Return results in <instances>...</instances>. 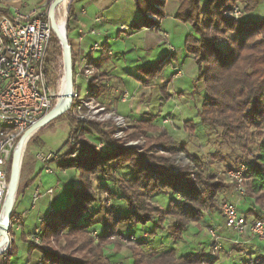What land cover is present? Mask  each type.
<instances>
[{
    "label": "trees",
    "instance_id": "obj_1",
    "mask_svg": "<svg viewBox=\"0 0 264 264\" xmlns=\"http://www.w3.org/2000/svg\"><path fill=\"white\" fill-rule=\"evenodd\" d=\"M177 1L179 8L176 17L188 23L192 29V34L186 38L185 48L197 63V81L203 80L205 84L207 96L198 110L200 121L217 131L225 142H252L256 145V151L252 152L253 158L246 159L248 168L245 172L247 195L254 203L244 212L247 217L264 218L259 211L264 209V18L256 20L247 16L237 20L224 15L237 1L245 4V12L250 15L258 7L259 0ZM157 2L160 1H136L141 14L137 27L144 24L158 25L147 16L149 12L164 16L162 11L154 9ZM4 12L10 13L8 9ZM74 14L73 3L67 20L68 34L72 29ZM49 47L53 51L47 53V73L49 63L54 58V50L59 51L54 33ZM75 59L73 54L74 64ZM149 70L153 72L151 77L158 73L157 69ZM67 113L70 110L64 115H69ZM155 119L142 118L134 123L133 130L124 140L113 136L115 127L106 129L102 123L90 121V129H79L82 124L69 119V134L75 135L79 129L82 145L78 148L67 138L66 144H70L68 150H77V155L71 157L70 151H66L65 158L51 160L49 164L56 163L63 170L76 169L80 187L70 190L67 206L49 213L48 219L42 222L41 237L50 244L51 238L59 240L64 235L66 243L61 248L67 251L63 255L50 245L40 247L42 264H113L102 246L109 242L110 236L117 232L121 224L142 227L152 223V236L166 230L173 240L184 241L185 231L192 223L199 222L203 211L217 208L216 198L222 190L230 187L229 184L207 175L203 157L192 152L186 142L177 141L165 127L156 126ZM184 128L193 133L196 124L190 120ZM93 132L103 138L105 149L97 148L93 140L85 138L87 134L93 135ZM138 139L144 140L145 144L125 145L126 140ZM180 151L188 159L185 164H182L178 155ZM11 165L12 161L9 173ZM127 165L132 170L131 177L118 176L116 168ZM43 170L44 167L39 173ZM102 179H108L120 191L128 211L121 214L110 208L98 244L94 245L95 238L91 236V230L97 224L99 211L92 213L91 207L99 199L95 183L100 187V194L108 190ZM24 184L19 187L18 194H21ZM169 193L174 194V197H170L166 206L152 200L157 195L169 197ZM15 214L18 213L14 208L12 216ZM22 239L30 243L31 252L33 241L25 234ZM132 251V264H204L206 259L212 260L205 253L188 252L176 257L173 249L155 252L152 258L144 257L141 249ZM75 252L82 255L78 256ZM14 254L15 250L9 252L8 260L3 264H10ZM262 259L258 257L252 264H262Z\"/></svg>",
    "mask_w": 264,
    "mask_h": 264
},
{
    "label": "rangeland",
    "instance_id": "obj_2",
    "mask_svg": "<svg viewBox=\"0 0 264 264\" xmlns=\"http://www.w3.org/2000/svg\"><path fill=\"white\" fill-rule=\"evenodd\" d=\"M76 1L77 0H65L64 3L62 2L63 4L61 3V7L59 6L61 8V13L66 11V20H68L69 18V10L72 4L74 3L75 5ZM159 1L160 2L154 4V9L156 11H162L164 13V8L161 2H164L165 0ZM51 2L52 0H28V4L31 8L34 6L39 7L43 5V3L50 5ZM59 7L57 11L59 10ZM236 10L241 13L239 18L235 17ZM224 15L226 17L235 18L237 20H243L247 16H251L256 20L262 19L264 18V0H259L258 7L250 15L246 14L245 4L241 1H237L231 8H228L225 11ZM147 16L149 19L157 22V26H150L155 30L158 28L162 18L164 17L160 16L159 13L156 12H149ZM74 19L75 16L73 18V21ZM96 19H98L96 20L97 22H101L102 20L101 17H97ZM67 23L68 22H66L65 29L67 30L66 33L68 34ZM79 31V37L82 35L84 37V32L82 30ZM90 31L91 29L89 30V32ZM96 34H99L98 30ZM68 35L69 43L72 46V54H74L76 58L74 70L75 66L77 65L78 68L80 67L81 71V75H79V77L76 76V71L74 72L73 76L75 89L77 90L79 96L76 98V100L73 99V102L71 104V106L73 105L72 108L70 107L67 110H70V113H67L69 115H64L66 113L65 112L60 116L52 119L47 125L35 132L28 140L27 146L23 153L19 187L24 184L30 174H37V172L41 168L44 167L45 170V167L49 165L53 172L46 173L43 170L42 173H44L43 177H46L44 181V190L46 191L50 187H53L55 190V193L52 196L53 200V198L60 192L58 186L60 188L62 185V183L60 182L62 181L61 179L67 180L68 178H71V176L69 177L70 174L68 175L67 173H65V176H63V170L60 169L56 165V163L49 164V161L51 160L58 161L65 158L64 154L66 153V151H70L68 150L70 148V144H66L67 138H70L71 143L80 148V145H82V143L80 142L81 139L79 137V129H90L89 122L97 121L102 123V126L106 129L115 127L113 136L118 140H124L127 137L128 133L133 130L132 125L140 120L137 119L140 114L142 118L156 117V120H154V124L156 126L165 127L167 130H172L175 134L174 138L177 141L186 142L188 148L192 152L197 153L198 155L203 157L206 164L204 171L207 175H212L215 180H222L225 184H229L230 187L222 190L218 194L216 198L218 203L217 208L211 211L204 210L203 217L199 220L200 223H192L188 230L185 231L184 241L173 240L166 230L159 231L156 236H152L150 234V231L153 229L152 223L142 227L141 225L127 226V224H121L117 228V232L110 236L109 242L107 244L102 246L99 243L100 246H102L104 253L108 256L109 260L113 264H132V249H141L144 257L147 258H152L155 252H166L170 249H173L174 255L176 257H180L188 252L205 253L212 260L206 259V262L204 264H210V261L213 262L212 264H252L258 257L263 258L262 264H264V230L263 234H257L252 231L251 228L243 232H240L237 229L228 228L226 226L222 208L225 202H234L235 204H237L239 209L243 213H245L244 211L247 209V207H251L252 203H254L253 199H250V197L247 195L248 193L246 178L243 182H240V175H238V172L239 170H241L243 165H248L246 159L253 158L252 152L256 151V145L252 142H225L219 137L217 131L203 125L200 121V118V122L196 126L195 132L191 133L184 128V124L187 121H194L196 120V117H199L198 110L204 101L202 99H205L207 96L203 80L197 81L196 77L194 81L191 79H183L182 83H179V90L183 92L186 98L189 97L191 100V103L189 105H187L186 102L182 100V98H184V96L182 95L180 100L176 99V101L174 100L168 102L165 106H163L161 109V113L160 108L158 109L157 107V102H160V99L164 98L165 94L163 95V93H158V91L155 93V108L151 107L152 103L154 102L150 101L152 93L150 95L141 94L138 97L136 96V106L134 107L135 111L140 107V110L138 109L139 112H132L135 118L127 117L125 116L124 112H120L119 106L124 105L127 108V103L131 98V94L126 92L125 88H122L116 89V94H113L109 98L97 97L96 93L98 92L99 85L102 82H105L106 78L100 71L95 60L94 62H92V70H89L87 66L82 63V61H79L85 58L90 59L87 56V52L89 51V48L91 46H89L85 50L77 51L75 31H72L71 29ZM54 39L58 42L59 51L56 52L57 49L54 50V58L48 66V75L51 87H53L56 92L54 99V103H56L60 81L62 78L61 75H63L65 68L62 45L59 38L55 34ZM79 41H83V39ZM94 42L95 41H93L92 44ZM97 42L99 43V46L97 48H94L93 50H90V56H92V54L98 50L106 51L109 54L112 53L109 51V48L103 46L100 41L97 40ZM51 47H49V50L53 51V48ZM170 48H172V46H170ZM87 74L91 76V79L89 81H87L84 77ZM87 91H89V93H86ZM142 95L145 96L144 99H142ZM169 97L170 95H166L165 99L161 101V105L166 103L165 100H168ZM181 111H183L184 113ZM79 115L81 118L85 117V119H80ZM69 119H73L77 124L83 125L79 126V129L77 130V133L75 135L69 134ZM173 121H175L177 124L172 125ZM92 134L93 135L87 134L85 138L88 140H93V142L97 145V148L105 149L106 145L103 138L99 134H96L94 132ZM136 144L144 145L145 141L142 139H138L126 140L125 142V145L127 147H131ZM158 150L160 151V153L165 154L163 150ZM40 152L46 154L51 153L52 159H50L47 164L46 162L44 163L38 158V153ZM69 153L71 157H75L77 155V150H71ZM178 155L180 156L182 164L188 162V159L186 158L183 151H180ZM115 172L120 177L130 178L132 170L127 165L116 168ZM76 174H78L77 171L73 172V176L75 178ZM37 182L39 181L36 180V183ZM104 182L107 185L108 190L103 192L102 194H100L99 192L100 187L96 186L97 182L94 186L95 191L99 197L98 201L95 202L91 207L92 213H96V211H99V215L96 218L97 224H95L91 230V236L95 238L94 245L98 244L97 242L99 240V235L104 230L106 213L109 211V209L113 208L121 214H125L128 211L127 204L122 198V194L120 193V191H118L115 185L112 184L108 179H102V183ZM241 187L244 188V192L240 191L239 188ZM33 189L34 191L32 196H26L23 206L20 208L21 211H23L25 208H27L28 210V215H25L26 217L24 218V223L23 217L20 214H15L11 217L12 226L9 229L10 244L8 245V248L5 250V252L0 255V264L5 263L8 260L9 252L14 250L15 254L11 258L10 264H42L43 255L40 247H48V245L52 246L57 252H61L63 255L67 253V251L62 250L61 248V246L65 245L66 243V238L63 234V236H61L59 240L51 238L50 244L46 242L42 237L41 242L39 244H36L31 239L30 234H27L28 232L34 230L37 223H39V227L42 228V222L44 221V219H48V217L50 216L49 213H52L54 211L53 209H50L48 205L49 200H51L50 195H46V198L37 200L33 206V198L37 190L35 187ZM44 190L42 189V187H40L39 189V191L41 192H44ZM169 194V197L164 195L154 196L152 200L158 204L166 206L168 205L170 197H174V194ZM68 195H71L70 191ZM52 200L51 207H56L59 209L61 207V204L58 203L60 202L54 203L52 202ZM43 209L46 211V213L49 211V215L38 220V214ZM259 211L260 215L264 217V209H259ZM248 219L252 222L254 220H261L264 224V218L249 216ZM67 232L68 231H66V233ZM212 233H214L215 236H213ZM23 234H25L27 238L33 241V249L31 250V252L30 243H27L22 239ZM79 237L82 238V235L79 234ZM35 249L36 251H34ZM75 253L78 256L82 255L79 252Z\"/></svg>",
    "mask_w": 264,
    "mask_h": 264
},
{
    "label": "crops",
    "instance_id": "obj_3",
    "mask_svg": "<svg viewBox=\"0 0 264 264\" xmlns=\"http://www.w3.org/2000/svg\"><path fill=\"white\" fill-rule=\"evenodd\" d=\"M136 1L77 0L74 5L75 19L72 24V31L76 33L77 51L85 50L93 41L98 40L112 52L109 54L106 51L98 50L92 54L97 66L106 78V81L99 85L96 96L109 98L116 94V89L125 88V91L131 94V98L127 103L129 109L122 105L119 106V110L124 112L125 116L132 118H135L132 112L136 113L140 110L139 107V110L135 111L134 107L136 106L137 97L141 94L150 95L152 93L150 101H154V95L157 91L163 93V95L165 94L164 98L157 102V107L160 110L168 102L176 101V99L180 100L182 95L184 96L182 100L189 105L191 100L189 97L186 98L183 92L179 90V83H182L183 79L194 81L198 76V66L195 58L185 48L186 38L192 34V29L188 23H184L176 17L179 7L178 1L165 0L163 2L165 14L156 30L148 25L136 26L141 18ZM34 7L29 6L28 0H0V11L3 12L6 9L11 12L14 8H20L23 12H28ZM97 17L102 18L101 22L96 21ZM92 28L97 29L99 34L92 35L89 32ZM79 30H82L85 34L83 41H79ZM150 68L153 71L158 70V73L153 77H151L153 72L149 70ZM144 95H142V99L145 98ZM166 95H170V97L165 100L166 103L161 105V101L165 99ZM151 107L155 108V101ZM160 112L162 113V110ZM141 118L140 114L137 119ZM194 122L197 126L200 122L199 117H196ZM173 124L177 123L173 121ZM168 131L173 137L175 136L172 130ZM74 170L77 171L76 169L62 171L63 176L67 173L70 174L69 177L71 176V178L61 179L63 181H60L62 185L60 188L58 186L60 192L53 200L54 188L50 187L53 189L52 194L47 193L48 189L44 190L46 177H43V171L29 175L24 182L21 194L17 195L14 205L15 211L23 217V223L25 215H28V210L25 208L21 211L20 208L23 206L26 196H32L34 187L36 189L42 187L44 190V192L40 191L42 193L40 199L50 195L52 202H60L58 203L61 204L60 208L68 205L69 191L80 186L78 174H76V178L73 176ZM36 180L39 182L36 183ZM26 182L28 183L26 184ZM51 200L48 204L50 209H58L51 207ZM48 212L46 213L44 209L41 210L37 219L40 220V218L48 216ZM39 226V223H37L36 227ZM36 227L27 234L33 233Z\"/></svg>",
    "mask_w": 264,
    "mask_h": 264
},
{
    "label": "built area",
    "instance_id": "obj_4",
    "mask_svg": "<svg viewBox=\"0 0 264 264\" xmlns=\"http://www.w3.org/2000/svg\"><path fill=\"white\" fill-rule=\"evenodd\" d=\"M240 14L238 10L235 11L236 18H239ZM53 33L49 19V5L46 3L28 12H23L20 8H14L8 14L0 11V223L3 219L5 199L9 188V166L17 150L19 139L35 122L44 115L50 114L55 106L56 92L51 87L46 65ZM90 33L96 34L97 30L92 28ZM66 36L68 40V34ZM83 38L82 35L79 40ZM60 43L63 48V43L61 41ZM90 46L87 52L90 59L85 58L79 61L92 70L94 58L90 56V50L97 48L99 43L95 41ZM75 71L76 76L79 77L80 67L76 65ZM84 77L87 81L91 79L89 74ZM78 96L73 81V99L76 100ZM79 118L85 119L80 115ZM38 158L47 164L52 159V154L40 152ZM247 168V165H243L239 170L240 182L245 180L244 175ZM45 172L52 173L53 170L47 165ZM241 173L242 175L244 173L243 177ZM239 189L244 192L243 187ZM47 193L52 194L53 189H48ZM40 197L42 193L37 189L33 203ZM222 208L228 228L237 229L240 232L251 228L255 233L263 234V222L261 220L250 221L234 202L227 201ZM11 226L12 221L10 220V228ZM41 234V227H37L30 237L36 244H39L42 240ZM212 234L215 236L214 233ZM9 244L7 243L0 255L5 252Z\"/></svg>",
    "mask_w": 264,
    "mask_h": 264
},
{
    "label": "water",
    "instance_id": "obj_5",
    "mask_svg": "<svg viewBox=\"0 0 264 264\" xmlns=\"http://www.w3.org/2000/svg\"><path fill=\"white\" fill-rule=\"evenodd\" d=\"M64 1L65 0H52V2L49 5V19L51 21L54 34L63 43V53L65 58V65H66L65 68L67 72V83H68L67 100L64 106L56 110L54 108L50 114L44 115L37 122H35L28 130L24 132V134L19 139L17 150L12 157L9 188L5 199L3 219L0 223V234L4 236V241L6 243H10V235H9L10 220L12 217V212L14 209L16 196L18 193L22 159H23L22 149L23 146L26 144L27 137L29 136L31 137L34 132L38 131L40 128L47 125L52 119L65 113L71 107V104L73 102L74 63H73L72 46L67 40V36L61 32L56 21L57 7Z\"/></svg>",
    "mask_w": 264,
    "mask_h": 264
},
{
    "label": "bare ground",
    "instance_id": "obj_6",
    "mask_svg": "<svg viewBox=\"0 0 264 264\" xmlns=\"http://www.w3.org/2000/svg\"><path fill=\"white\" fill-rule=\"evenodd\" d=\"M62 4H60L59 6L61 7ZM58 7H57V9H58ZM60 7H59L58 11L56 10V21H57V24H58L61 32L64 35H66L67 34L66 33L67 30L65 29V24H66L67 14H66V11L61 13V11H60L61 8ZM61 76H62V78H61L60 87H59V90H58L59 91L58 92V97H57V100H56V103H55L56 105L54 107L55 110L61 108L62 106H64V104H65V102L67 100L68 83H67L66 68H65V71L63 72V75H61ZM29 139H30V136L27 137L26 144L23 146V149H22L23 153L25 151V148L27 146V143H28ZM6 245H7V243L4 241V236L0 234V253L6 248Z\"/></svg>",
    "mask_w": 264,
    "mask_h": 264
}]
</instances>
